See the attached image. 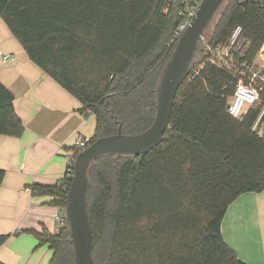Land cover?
Masks as SVG:
<instances>
[{
	"label": "trees",
	"instance_id": "1",
	"mask_svg": "<svg viewBox=\"0 0 264 264\" xmlns=\"http://www.w3.org/2000/svg\"><path fill=\"white\" fill-rule=\"evenodd\" d=\"M166 9L165 0H0V20L30 60L82 103V113L93 112L92 145L153 125L184 5ZM220 10L207 42L221 44L241 27L253 58L264 48V0H225ZM201 45L163 142L143 155L98 158L89 168L93 264H245L225 242L222 223L238 197L264 192V142L252 130L257 112L243 120L227 113L233 89L226 73L207 65L191 78ZM23 133L14 96L0 82V134ZM5 176L0 169V189ZM72 181L66 172L56 185L32 191L66 208ZM32 234L52 250L49 264H75L67 221L58 234ZM8 238L0 235V247Z\"/></svg>",
	"mask_w": 264,
	"mask_h": 264
},
{
	"label": "crops",
	"instance_id": "2",
	"mask_svg": "<svg viewBox=\"0 0 264 264\" xmlns=\"http://www.w3.org/2000/svg\"><path fill=\"white\" fill-rule=\"evenodd\" d=\"M0 50L14 54V63L0 61V82L14 96V108L24 125L21 137L0 134V169L6 176L0 189V247L4 264H49L53 252L38 247L32 234H58L62 225L53 197H40L33 185L54 186L67 172L80 135L92 138L96 117L82 113V103L28 57L8 26L0 20ZM225 242L245 264H264V192L245 193L228 208L222 223Z\"/></svg>",
	"mask_w": 264,
	"mask_h": 264
},
{
	"label": "water",
	"instance_id": "3",
	"mask_svg": "<svg viewBox=\"0 0 264 264\" xmlns=\"http://www.w3.org/2000/svg\"><path fill=\"white\" fill-rule=\"evenodd\" d=\"M225 0H204L197 17L181 34L172 58L167 63L157 90V115L153 125L136 136L123 135L102 138L76 159L75 175L66 202V221L71 232L75 264H93L92 228L87 208L88 171L98 158L108 155H143L158 147L169 128L175 100L193 61L200 50L203 33Z\"/></svg>",
	"mask_w": 264,
	"mask_h": 264
},
{
	"label": "built area",
	"instance_id": "4",
	"mask_svg": "<svg viewBox=\"0 0 264 264\" xmlns=\"http://www.w3.org/2000/svg\"><path fill=\"white\" fill-rule=\"evenodd\" d=\"M166 11H169L174 1L181 2L184 9L179 12L182 23L172 40H179L181 34L191 25L197 17L204 0H165ZM242 28L238 27L225 42L218 45H210L202 37L201 40V62L192 71L191 78L200 75L201 70L207 66H213L226 73L229 83L226 88H232V94L228 97L227 113L237 120H243L252 112H257L252 130L264 142V48L250 58L248 51L250 42L242 35ZM14 54L5 53L0 50V61L7 65L14 63ZM88 116H94L92 111L87 112ZM91 146V138L78 135L74 140V149H84ZM78 154L74 153L67 160V172L69 176L75 175V163ZM56 216L58 221L64 225L66 222V208H60Z\"/></svg>",
	"mask_w": 264,
	"mask_h": 264
},
{
	"label": "rangeland",
	"instance_id": "5",
	"mask_svg": "<svg viewBox=\"0 0 264 264\" xmlns=\"http://www.w3.org/2000/svg\"><path fill=\"white\" fill-rule=\"evenodd\" d=\"M221 15V10L217 12V14L215 15V17L213 18L212 22L210 23V25L208 26V28H206V30L203 33V37L209 41L212 38V34H213V29L214 26L216 25L219 17Z\"/></svg>",
	"mask_w": 264,
	"mask_h": 264
}]
</instances>
